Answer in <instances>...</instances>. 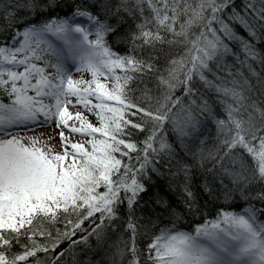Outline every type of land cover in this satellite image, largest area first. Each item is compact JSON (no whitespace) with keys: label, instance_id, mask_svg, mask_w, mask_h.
Here are the masks:
<instances>
[{"label":"snow or ice","instance_id":"snow-or-ice-1","mask_svg":"<svg viewBox=\"0 0 264 264\" xmlns=\"http://www.w3.org/2000/svg\"><path fill=\"white\" fill-rule=\"evenodd\" d=\"M0 264H264V0H0Z\"/></svg>","mask_w":264,"mask_h":264},{"label":"trees","instance_id":"trees-1","mask_svg":"<svg viewBox=\"0 0 264 264\" xmlns=\"http://www.w3.org/2000/svg\"><path fill=\"white\" fill-rule=\"evenodd\" d=\"M64 11H67V9H65ZM62 14H63V13H62ZM255 67H256L257 71H259V66H258V65H255ZM243 71H244L245 74H247V69H246V68L243 69ZM214 134H215V133H214V128H213V135H214ZM209 146H211V144H209ZM242 206H243V202H242V201H239V200L237 199V201L235 202V204H234L232 207H226L225 210H228V211H239V210L241 209ZM58 227H60V229L63 231V229H64V225H63V223H61L60 225H58ZM82 227L87 228V227H88V222L85 221V223H84V225H83ZM52 235H53V237H55V235H56L55 231H53ZM79 235H80V234L78 233V234H77V237H74V239H75V238H78ZM67 246H68V241H67V240H62V241L60 242L58 248H57V251H60V250H62V249H64V248H67Z\"/></svg>","mask_w":264,"mask_h":264},{"label":"rangeland","instance_id":"rangeland-1","mask_svg":"<svg viewBox=\"0 0 264 264\" xmlns=\"http://www.w3.org/2000/svg\"><path fill=\"white\" fill-rule=\"evenodd\" d=\"M71 71H72V75H73L74 78H80L81 73L76 72L74 68H72ZM83 77H84L85 79H90V78H91L90 75L87 74V73H84V74H83ZM90 119L92 120L93 123H95V118H94V117H90ZM53 130H54V125H53V128H52V129H38L37 132H38V133H39V132H42V131H43V132H52ZM30 134H31V133H30ZM52 143L56 144L57 147H58V145H59V138H58V135H57L56 139H55Z\"/></svg>","mask_w":264,"mask_h":264}]
</instances>
